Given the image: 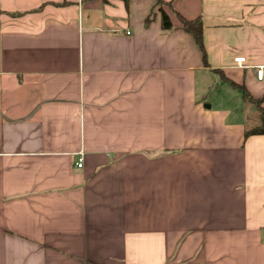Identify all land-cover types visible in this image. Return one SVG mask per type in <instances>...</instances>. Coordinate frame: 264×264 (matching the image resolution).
I'll return each instance as SVG.
<instances>
[{
	"label": "crops",
	"instance_id": "obj_1",
	"mask_svg": "<svg viewBox=\"0 0 264 264\" xmlns=\"http://www.w3.org/2000/svg\"><path fill=\"white\" fill-rule=\"evenodd\" d=\"M163 1L0 0V264H264V0Z\"/></svg>",
	"mask_w": 264,
	"mask_h": 264
},
{
	"label": "trees",
	"instance_id": "obj_2",
	"mask_svg": "<svg viewBox=\"0 0 264 264\" xmlns=\"http://www.w3.org/2000/svg\"><path fill=\"white\" fill-rule=\"evenodd\" d=\"M128 0H124L126 6ZM156 4L158 7V15H159V20H160V27L163 30H170L172 28V24L170 21V18L166 11L163 10L162 6L166 7H171V2H168L165 4L163 0H156ZM177 18L180 22L181 29H183L185 32L189 33L195 44L198 46V48L201 50L203 56H204V47H203V28H202V21L200 18H195L192 20L185 19L184 17L180 16L177 14ZM149 24L148 18L145 21V25ZM224 81L229 82V84L233 87H239V89L242 92V99L246 102L252 103L256 109L258 110L259 113V118H260V124L259 126L251 129V130H246L244 133L245 137H248L250 135H259V134H264V109L262 107V101L263 99H254L252 96L244 89L242 86H238L231 82L230 80L223 78Z\"/></svg>",
	"mask_w": 264,
	"mask_h": 264
},
{
	"label": "rangeland",
	"instance_id": "obj_3",
	"mask_svg": "<svg viewBox=\"0 0 264 264\" xmlns=\"http://www.w3.org/2000/svg\"><path fill=\"white\" fill-rule=\"evenodd\" d=\"M260 121H259V116L258 113L255 112L253 114H248V120H247V124H246V128H253L256 125H259Z\"/></svg>",
	"mask_w": 264,
	"mask_h": 264
},
{
	"label": "built area",
	"instance_id": "obj_4",
	"mask_svg": "<svg viewBox=\"0 0 264 264\" xmlns=\"http://www.w3.org/2000/svg\"><path fill=\"white\" fill-rule=\"evenodd\" d=\"M242 62H244V58H236V59H234V63H236V64H241ZM256 76H257L258 79H261L262 78V70H257ZM81 165H82V162H81V159H79L78 162H77V167L80 168Z\"/></svg>",
	"mask_w": 264,
	"mask_h": 264
}]
</instances>
